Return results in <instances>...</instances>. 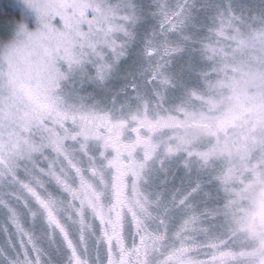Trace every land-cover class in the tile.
<instances>
[{"label": "snow or ice", "instance_id": "snow-or-ice-1", "mask_svg": "<svg viewBox=\"0 0 264 264\" xmlns=\"http://www.w3.org/2000/svg\"><path fill=\"white\" fill-rule=\"evenodd\" d=\"M0 264H264V0L0 4Z\"/></svg>", "mask_w": 264, "mask_h": 264}, {"label": "trees", "instance_id": "trees-1", "mask_svg": "<svg viewBox=\"0 0 264 264\" xmlns=\"http://www.w3.org/2000/svg\"><path fill=\"white\" fill-rule=\"evenodd\" d=\"M8 0H0V4H6Z\"/></svg>", "mask_w": 264, "mask_h": 264}]
</instances>
